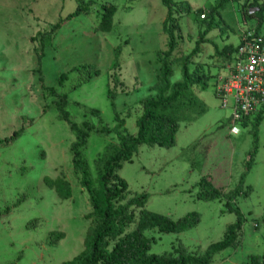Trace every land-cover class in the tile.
<instances>
[{
  "label": "rangeland",
  "instance_id": "obj_1",
  "mask_svg": "<svg viewBox=\"0 0 264 264\" xmlns=\"http://www.w3.org/2000/svg\"><path fill=\"white\" fill-rule=\"evenodd\" d=\"M173 1L206 12L220 2ZM81 3L84 12L66 19ZM242 5L228 3L219 17L214 16L215 29L206 36L213 44H202L200 55L192 59L191 69L205 74L209 69L213 75L206 89L194 91L203 113L181 123L174 147L143 145L117 172L131 195H148V211L174 221L193 212L200 215L199 224L183 233L145 232L152 239L150 254L171 253L178 245L188 253L203 254L222 241L227 226L236 221L224 199L205 202L196 196L202 177L223 195L234 191L253 148L251 127L230 135L232 106L223 108L215 96L216 76H225L226 70L219 68L224 63L216 57L214 45L219 50L226 45L236 47L241 32L256 27L255 18L245 19ZM102 6L117 10L110 33L95 32ZM166 14L161 0H0V264H61L83 250L89 226L85 218L90 211L88 195L71 164L69 149L74 136L59 118L56 98L45 89L67 97L65 111L70 121L80 124L87 120L95 127L110 129L123 122L122 130L134 137L142 102L152 95L149 89L159 74L157 55L167 51L168 39L162 30ZM176 21L179 30L170 58L172 83L181 81V59L193 50L204 30L194 12L176 17ZM260 33L264 36V24ZM117 48L120 53L114 67ZM86 67L100 74L78 85V69ZM62 74L66 79L61 80ZM109 91L115 93L114 109ZM228 101L232 105V97ZM85 108L99 111L100 120L87 116ZM17 132L19 138L3 144ZM257 137L258 151L243 186L244 192H250L231 203L243 218L237 244L216 254L211 264H251L252 257L263 264L264 115ZM116 142L113 133H90L84 159L93 182L96 159ZM44 178L67 181L71 197L60 200L45 186ZM52 232L65 236L51 244L48 237Z\"/></svg>",
  "mask_w": 264,
  "mask_h": 264
},
{
  "label": "trees",
  "instance_id": "obj_2",
  "mask_svg": "<svg viewBox=\"0 0 264 264\" xmlns=\"http://www.w3.org/2000/svg\"><path fill=\"white\" fill-rule=\"evenodd\" d=\"M161 2L167 10L162 23V30L168 39L167 51L163 55H157L159 74L149 89L152 95L146 97L142 102V113L136 120L137 133L134 137L127 135L122 130L123 122L121 125L110 129L103 125L95 127L87 120L80 124L70 121L69 115L65 111V107L69 103L67 97L65 95L59 96L54 89H45L56 98L54 107L58 110L59 118L67 123L74 136V141L69 149L71 164L75 175L79 177L80 187L88 195L90 206V211L85 216L86 220L89 221V226L84 236L83 250L72 260L61 264H211L216 254L225 249L234 248L237 244L243 226V218L239 210L232 208L231 203L241 194L247 197L250 192L248 189L244 192L243 186L258 151V127L264 115V108L257 115L245 117L236 124L241 130L251 127L253 148L245 165L246 171L241 175L240 182L234 191L223 195L207 177H202L198 182L196 196L198 200L207 202L224 199L227 211L236 215L235 223L226 228L225 238L209 246L203 254L188 253L182 245H178L171 253L150 254L152 239L146 237L145 232L157 230L163 234L183 233L199 224L200 215L193 212L174 221L170 217L148 211L145 208L148 195H131L126 183L118 176L117 172L124 163L131 161L139 147L143 145L163 149L174 147L181 123H188L203 113V107L196 98L194 91L195 89H206L213 75L209 69L205 74L202 70L191 69V67L193 57L201 53L200 46L204 43L213 44L206 39V36L215 29L214 16L219 17L220 11L228 3L243 2L242 10L245 19L252 17L256 19L254 31L258 34L264 24V1L260 3V0H220L217 5L209 7L207 12L203 9L193 11L185 2L175 3L173 0H161ZM252 8H257L258 11L250 14L249 10ZM84 10L81 3L66 19L76 18ZM116 12L114 6H102L95 32L110 33L114 26ZM193 12L197 17V22L204 30L199 34L193 50L181 59V81L172 83V61L170 58L176 47L175 32L179 30L176 17L189 15ZM59 26L60 22L52 28L51 32L54 33ZM237 46L227 45L219 50L214 45V53L216 57L222 59L223 63H226L231 61ZM119 53L120 48H117L114 67L117 66ZM219 68L224 69V66ZM78 71L81 78L78 85L86 84L90 78L98 77L100 74L92 67L81 68ZM216 77L218 80L221 76L218 74ZM64 79H66V75L62 74L61 80ZM115 80L117 81V77ZM108 99L114 109L115 93L113 91H109ZM84 113L100 120V113L95 109L85 108ZM91 132L100 136L113 133L117 140L116 143L109 144L96 159L95 182L89 177L84 159L87 140ZM20 136V132L14 133L12 137L4 139L3 144L7 146ZM43 182L47 188L55 192L60 200H68L71 197L70 184L64 179L44 178ZM64 236L62 232H52L48 239L51 244H56ZM262 260L264 264V257ZM259 261L258 257H252L251 264H259Z\"/></svg>",
  "mask_w": 264,
  "mask_h": 264
},
{
  "label": "built area",
  "instance_id": "obj_3",
  "mask_svg": "<svg viewBox=\"0 0 264 264\" xmlns=\"http://www.w3.org/2000/svg\"><path fill=\"white\" fill-rule=\"evenodd\" d=\"M223 66L226 75L219 77L215 96L223 108L232 106L230 124L235 133L241 119L264 108V36L250 29L242 31L236 52Z\"/></svg>",
  "mask_w": 264,
  "mask_h": 264
},
{
  "label": "water",
  "instance_id": "obj_4",
  "mask_svg": "<svg viewBox=\"0 0 264 264\" xmlns=\"http://www.w3.org/2000/svg\"><path fill=\"white\" fill-rule=\"evenodd\" d=\"M256 11H258L257 8H252V9L249 10V13L251 14V13L256 12Z\"/></svg>",
  "mask_w": 264,
  "mask_h": 264
},
{
  "label": "crops",
  "instance_id": "obj_5",
  "mask_svg": "<svg viewBox=\"0 0 264 264\" xmlns=\"http://www.w3.org/2000/svg\"><path fill=\"white\" fill-rule=\"evenodd\" d=\"M238 39H239V36H238ZM239 43V42H238ZM238 45V44H237ZM227 46V45H226ZM229 133H230V135H235V134H239V133H231V127H230V129H229Z\"/></svg>",
  "mask_w": 264,
  "mask_h": 264
}]
</instances>
